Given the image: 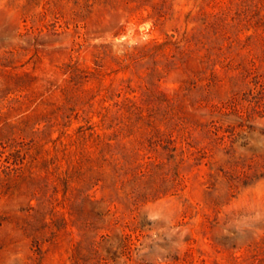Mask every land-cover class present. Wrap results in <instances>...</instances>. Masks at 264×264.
<instances>
[{
    "label": "rangeland",
    "instance_id": "374dc122",
    "mask_svg": "<svg viewBox=\"0 0 264 264\" xmlns=\"http://www.w3.org/2000/svg\"><path fill=\"white\" fill-rule=\"evenodd\" d=\"M0 264H264V0H0Z\"/></svg>",
    "mask_w": 264,
    "mask_h": 264
}]
</instances>
